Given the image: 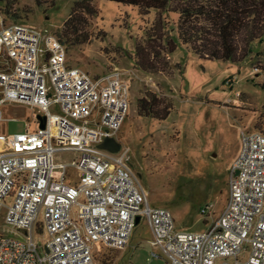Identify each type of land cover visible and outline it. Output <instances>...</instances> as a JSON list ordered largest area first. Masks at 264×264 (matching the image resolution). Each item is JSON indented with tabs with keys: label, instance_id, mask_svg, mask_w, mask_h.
Listing matches in <instances>:
<instances>
[{
	"label": "built area",
	"instance_id": "built-area-1",
	"mask_svg": "<svg viewBox=\"0 0 264 264\" xmlns=\"http://www.w3.org/2000/svg\"><path fill=\"white\" fill-rule=\"evenodd\" d=\"M133 72L119 61L90 74L68 62L54 32L0 10V105L34 110L33 128L0 132V264H96L97 247L122 248L140 219L150 256L166 264H264V133L235 127L219 214L201 230L177 228L166 207L149 203L118 135ZM106 136L116 151L98 145Z\"/></svg>",
	"mask_w": 264,
	"mask_h": 264
},
{
	"label": "rangeland",
	"instance_id": "rangeland-1",
	"mask_svg": "<svg viewBox=\"0 0 264 264\" xmlns=\"http://www.w3.org/2000/svg\"><path fill=\"white\" fill-rule=\"evenodd\" d=\"M77 1L0 0V10L6 3L16 20L54 32L65 45L68 62L90 74L119 61L134 70L128 75L133 79L131 114L118 135L130 149L149 203L166 207L177 228L203 229L227 196L228 172L240 144L235 127L261 130L257 123L264 118V31L248 43L243 35L236 38L244 44V56L200 58L188 42L178 39L177 11H140L112 0H89L94 11L87 13L74 6ZM71 8L74 30L64 27ZM146 91L171 103L166 119L138 115L137 99ZM0 110V132L24 130L27 122L34 127V110L28 104L6 101ZM70 154L55 153L63 158ZM204 205L208 207L200 212ZM149 234L140 219L122 248L97 247L96 264H166L162 253L150 256Z\"/></svg>",
	"mask_w": 264,
	"mask_h": 264
},
{
	"label": "trees",
	"instance_id": "trees-1",
	"mask_svg": "<svg viewBox=\"0 0 264 264\" xmlns=\"http://www.w3.org/2000/svg\"><path fill=\"white\" fill-rule=\"evenodd\" d=\"M7 1V0H5ZM122 4L135 5L140 11L156 9L159 11H177L176 32L178 39L188 42L194 53L200 58L234 60L239 54L244 56V44L236 38L249 42L260 37L264 31V0H112ZM80 5L87 13L94 11L89 0H80ZM2 12L8 18L15 19L14 12H9L4 4ZM75 9L71 8L64 27L74 28ZM172 109L169 101H163L155 93L146 91L137 99V113L144 117L164 120ZM261 117H264L262 115ZM257 123L264 133V118Z\"/></svg>",
	"mask_w": 264,
	"mask_h": 264
},
{
	"label": "water",
	"instance_id": "water-1",
	"mask_svg": "<svg viewBox=\"0 0 264 264\" xmlns=\"http://www.w3.org/2000/svg\"><path fill=\"white\" fill-rule=\"evenodd\" d=\"M37 118L39 119V126H43V116L40 115V114H36ZM98 145L100 147H104V148H107L108 150H111V151H116L119 146H120V143L113 139L112 137H109V136H106L102 139L101 142L98 143ZM138 219V216L135 217V221H137Z\"/></svg>",
	"mask_w": 264,
	"mask_h": 264
},
{
	"label": "bare ground",
	"instance_id": "bare-ground-1",
	"mask_svg": "<svg viewBox=\"0 0 264 264\" xmlns=\"http://www.w3.org/2000/svg\"><path fill=\"white\" fill-rule=\"evenodd\" d=\"M126 81H127V86H128V89H129V101H130V104H131V99H132V83H133V79L129 76H127L126 78ZM147 86H149L148 82L145 83ZM150 84H153L151 81H150ZM131 107V105H130Z\"/></svg>",
	"mask_w": 264,
	"mask_h": 264
},
{
	"label": "crops",
	"instance_id": "crops-1",
	"mask_svg": "<svg viewBox=\"0 0 264 264\" xmlns=\"http://www.w3.org/2000/svg\"><path fill=\"white\" fill-rule=\"evenodd\" d=\"M8 133V132H7Z\"/></svg>",
	"mask_w": 264,
	"mask_h": 264
}]
</instances>
